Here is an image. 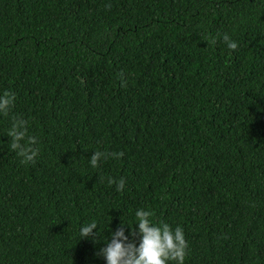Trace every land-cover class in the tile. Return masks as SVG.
Masks as SVG:
<instances>
[{
  "label": "trees",
  "instance_id": "1",
  "mask_svg": "<svg viewBox=\"0 0 264 264\" xmlns=\"http://www.w3.org/2000/svg\"><path fill=\"white\" fill-rule=\"evenodd\" d=\"M4 91L0 264H107L140 209L183 228L184 264H264V0H0Z\"/></svg>",
  "mask_w": 264,
  "mask_h": 264
},
{
  "label": "clouds",
  "instance_id": "2",
  "mask_svg": "<svg viewBox=\"0 0 264 264\" xmlns=\"http://www.w3.org/2000/svg\"><path fill=\"white\" fill-rule=\"evenodd\" d=\"M223 41L227 48L235 51L238 45L231 40L228 34H223ZM216 43V38L211 40ZM123 74H121V79ZM16 96L10 91H4L0 96V114L8 116L14 107ZM28 122L22 117H15L12 125L7 132L9 140V149L14 151L21 158L22 164H34L40 149L39 140L35 136L28 135ZM124 155L123 152H101L96 151L89 159L93 168L99 167L101 160L114 158L119 160ZM103 179V178H102ZM109 186L116 185V191L122 192L125 188V179L119 181L112 177L107 178ZM152 212L144 209L137 210L135 213L136 225L126 226L121 223L120 227L111 234L110 241L106 247L100 250L107 264H184L187 256L188 244L184 236L183 228L179 225L173 229L168 224H155L152 219ZM138 226V233L136 230ZM125 227L131 229L129 235L133 242H129V237L125 236ZM97 223L91 222L80 229L82 239L92 238L97 242ZM139 234L140 243L137 247L134 242L135 237Z\"/></svg>",
  "mask_w": 264,
  "mask_h": 264
}]
</instances>
